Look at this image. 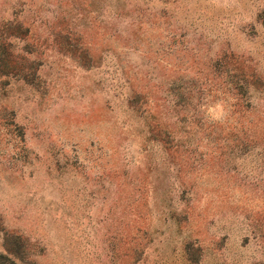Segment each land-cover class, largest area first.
Returning <instances> with one entry per match:
<instances>
[{"label": "rangeland", "instance_id": "obj_1", "mask_svg": "<svg viewBox=\"0 0 264 264\" xmlns=\"http://www.w3.org/2000/svg\"><path fill=\"white\" fill-rule=\"evenodd\" d=\"M0 253L264 264V0H0Z\"/></svg>", "mask_w": 264, "mask_h": 264}, {"label": "clouds", "instance_id": "obj_2", "mask_svg": "<svg viewBox=\"0 0 264 264\" xmlns=\"http://www.w3.org/2000/svg\"><path fill=\"white\" fill-rule=\"evenodd\" d=\"M208 111L213 119H220L223 115L220 105H216L215 108H209Z\"/></svg>", "mask_w": 264, "mask_h": 264}, {"label": "trees", "instance_id": "obj_3", "mask_svg": "<svg viewBox=\"0 0 264 264\" xmlns=\"http://www.w3.org/2000/svg\"><path fill=\"white\" fill-rule=\"evenodd\" d=\"M0 264H14V263L10 258L0 253Z\"/></svg>", "mask_w": 264, "mask_h": 264}]
</instances>
